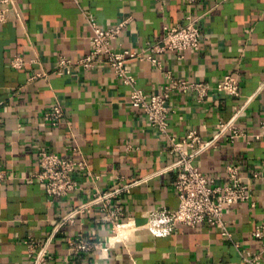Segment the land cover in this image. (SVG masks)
<instances>
[{
  "label": "crops",
  "instance_id": "crops-1",
  "mask_svg": "<svg viewBox=\"0 0 264 264\" xmlns=\"http://www.w3.org/2000/svg\"><path fill=\"white\" fill-rule=\"evenodd\" d=\"M189 19L203 31L199 52L167 51L156 56L160 67L149 59L130 60L128 66L148 96L162 92L166 72L211 84L226 75L239 78L238 97L211 92L202 101L194 93L170 99L169 130L178 140L191 130L210 140L221 122H234L246 134L233 142L226 134L216 148L194 160L218 185L229 166L238 167L251 183V200L225 209L230 238L206 224L180 225L166 236L143 229L148 212L179 207L177 172L169 169L178 156L131 104L132 88L115 76L106 55L92 69L54 73L60 56L77 61L92 52V23L102 29L124 24L111 51L140 53L158 44L166 28ZM15 56L27 65L13 68ZM36 59L38 64L31 63ZM41 70L48 78L29 81ZM54 106L64 112L59 126L43 117ZM263 119L264 0H15V8L0 23V162L8 175L0 186V264H32L27 237L46 245L57 223L90 200L96 189L109 192L124 186L122 223L135 228L115 236L113 226L102 222L99 207L90 208L49 242V264H251L247 260L255 257L264 264V238L253 235L264 226ZM34 147L85 157L88 174L97 181L78 174L80 190L53 202L41 185L26 181L37 172ZM79 232L107 250L70 256L69 240Z\"/></svg>",
  "mask_w": 264,
  "mask_h": 264
},
{
  "label": "built area",
  "instance_id": "built-area-1",
  "mask_svg": "<svg viewBox=\"0 0 264 264\" xmlns=\"http://www.w3.org/2000/svg\"><path fill=\"white\" fill-rule=\"evenodd\" d=\"M15 8V0H0V23L7 20L8 12ZM94 35L92 39V52L85 58L73 61L60 56L56 62L54 73L62 75L73 68L92 69L95 64L106 55L105 62L113 70L115 76L122 84L132 88L130 102L145 114L149 124L156 129L167 145L169 152L178 156V160L169 167L177 172L174 187L177 191L180 204L177 210L171 211L161 208L148 212L147 222L143 229L153 236H166L174 232L178 226L184 225L196 228L206 224L222 230L223 236L230 238V231L224 221L225 209L239 203L249 202L252 197V186L242 175L238 167L229 166L222 184H216L213 179L203 175L194 165L195 158L202 152L216 148L218 140L228 134L231 142L244 137L245 132L234 122H221L217 132L210 140L202 139L196 131H189L185 137L178 140L169 130V117L172 113L170 99L174 94H196L199 100H204L211 92L238 97L240 95V81L238 77L226 75L221 81L214 84L208 82H192L174 77L170 72L165 73L167 84L159 94L146 95L137 87V80L128 66L130 60L149 59L154 65L160 67L158 54L169 52H199L203 45V31L197 21L189 19L187 24H178L165 29L164 38L156 45L137 53L130 51L112 52L111 42L116 40L124 24L110 29H102L95 23L91 24ZM183 58V56H181ZM31 63H39V59ZM15 69H21L27 62L21 56H15L11 61ZM49 73L41 70L31 76L29 81L39 78H48ZM44 120L53 126L62 123L64 112L60 106H54L44 114ZM264 128V119L262 122ZM37 154V172L26 179L28 182H37L41 185L54 202L67 198L80 190L77 179L78 174H88L89 165L85 157H73L70 154H55L39 147H34ZM76 153L77 150L74 149ZM92 181L98 177L88 174ZM256 174L254 178H257ZM8 179L7 173L0 162V186ZM128 192L127 187L117 188L109 192H100L97 189L90 200L76 208L71 214L62 218L56 225L49 241L42 245L33 236L27 237L25 244L28 247L32 264H49L53 261L48 244L60 232L61 228L79 214L90 208L99 207L102 222L113 226V235L119 236L121 228H135L131 224L122 223L125 209L119 202L121 196ZM254 237L258 240L264 238V226L256 227ZM97 249L107 250L102 243L86 237L79 232L69 240L68 253L77 257L90 254ZM251 264H260L258 257L247 260Z\"/></svg>",
  "mask_w": 264,
  "mask_h": 264
},
{
  "label": "bare ground",
  "instance_id": "bare-ground-1",
  "mask_svg": "<svg viewBox=\"0 0 264 264\" xmlns=\"http://www.w3.org/2000/svg\"><path fill=\"white\" fill-rule=\"evenodd\" d=\"M128 228H130V227H127V226H126V227H124L123 229H121V230H120V234H121V235H125L124 230H125V229L127 230ZM131 231H132V230H131Z\"/></svg>",
  "mask_w": 264,
  "mask_h": 264
},
{
  "label": "rangeland",
  "instance_id": "rangeland-1",
  "mask_svg": "<svg viewBox=\"0 0 264 264\" xmlns=\"http://www.w3.org/2000/svg\"><path fill=\"white\" fill-rule=\"evenodd\" d=\"M124 231H126V229Z\"/></svg>",
  "mask_w": 264,
  "mask_h": 264
}]
</instances>
